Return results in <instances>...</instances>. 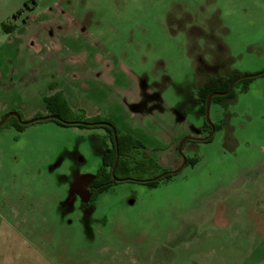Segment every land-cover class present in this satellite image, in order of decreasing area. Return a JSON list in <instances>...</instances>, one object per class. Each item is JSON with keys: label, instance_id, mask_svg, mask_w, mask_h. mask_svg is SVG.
<instances>
[{"label": "rangeland", "instance_id": "1", "mask_svg": "<svg viewBox=\"0 0 264 264\" xmlns=\"http://www.w3.org/2000/svg\"><path fill=\"white\" fill-rule=\"evenodd\" d=\"M262 70L264 0H0V119L45 113L55 82L167 170L202 125L194 77ZM210 120L213 141L182 149L195 166L116 184L93 211L103 129H0V264H264V77Z\"/></svg>", "mask_w": 264, "mask_h": 264}, {"label": "flooded vegetation", "instance_id": "2", "mask_svg": "<svg viewBox=\"0 0 264 264\" xmlns=\"http://www.w3.org/2000/svg\"><path fill=\"white\" fill-rule=\"evenodd\" d=\"M21 14H22V10L17 11L15 13V16H14L15 19L17 18V16H20ZM24 21H26V20H24ZM137 40H138L136 42L137 43V50L139 51V48H140V40L139 39H137ZM209 47H210V49L211 48H214L211 44L209 45ZM146 53H147V51H145V54ZM188 58H189V63H190V61L191 62H194L191 59V56H188ZM156 70H157V68L154 66L152 68V70H149V72H148L149 75L150 76H156V74H157V71ZM136 71H138V70H136ZM193 73L196 74L197 73V70L193 69ZM132 74L135 75L134 72ZM258 74H260V75H258ZM157 77H158V74H157ZM196 77H194V80L196 81V84H195V88H196V92H195V95H196L195 96L196 97L195 98V105L197 107L198 114L202 118V125L198 129H195V131H194L195 133L193 132V133H190V134H184V135H182L177 140L178 143H176V144H178V145L176 147V150H177V153L181 157V160H182L181 166L177 170L172 171V170H167V169H164L163 167H161L162 165L153 157V155H154L153 151H149L147 149L146 145L142 141H140L137 138L133 137L131 134L126 133V132H122L121 129H119L112 122L116 126V128L119 130V132H121L122 134L130 135L134 139L138 140L143 145V150H142L143 154H145L146 156H148L151 160L155 161L161 167V169H163L165 171V173L160 174L158 176H155V177L151 178L152 181H161V182L162 181H165L164 180V177L166 175H172V177H173L182 168L187 167V166H191V167L195 166L197 164L198 160L196 158H188V157L184 156L183 153H182V149H183L184 145L187 142H190V141L211 143L213 141V139H214L215 134L217 132L221 131L222 125L221 124H214L210 120V108H211V106H218L219 108H223L224 109L227 106H229L230 104H233L236 101V99H237V92L243 93V92L247 91L248 86L251 84V82L255 78L264 77V70L258 71V72H254V73L231 72V73H228V74L222 75V76H214V75H211V73H205V75L202 78H199L198 79V77L197 78ZM217 82H220L221 84H227L228 82L229 83L227 84L226 90H224V91H217ZM207 87H210V89H209L208 94L204 97L200 92H201V90H203V89H205ZM245 87H246V90L242 91V89L245 88ZM48 88H49V91H50L49 95H45L42 98V103H43V106H44L43 108H44L45 113H43L42 115H39V114L36 115L35 114L34 117L32 116L31 119H33V118H41V117H50V116L51 117H57V119H51V118H49V119H47L45 121H38V122L29 124V125H23L22 122L28 121L30 119L24 120L22 118V116H21V114H20L19 111L11 110L8 113H6L4 116H6L9 113H16L18 115L19 119L16 118V117H13V116L7 118L5 120V122L0 126V129H2V128H13L15 131L21 133L28 126L33 125V124H37V123L53 122L54 124L58 125L55 121L61 122L62 124H64V126H60V127H78L77 125L79 124V122H68V121H64L59 116L52 115V114L49 113V111H48V109L46 107V104L44 102V99L45 98H48V97H51L56 92H60L62 94L63 93L62 92L63 90L55 82L54 83L51 82L49 84ZM152 88L153 87H148L146 89L149 90V89H152ZM143 94H144L143 95L144 98H148L147 93H143ZM77 96H78V98H77ZM75 97L78 100L79 97H80V92H77V94L75 95ZM149 97L152 98L153 95L151 94V95H149ZM82 98H84V96H82ZM217 98H218V100H217ZM64 100H65L66 104L68 105V107L72 111H74V109L71 107V104L69 105V102L65 98H64ZM77 100L75 102V99H73V102L72 103L73 104H77ZM148 102L149 101H145L144 103H148ZM134 108H135L134 110H140V107L139 106H136ZM202 108H203V110H202ZM76 111L78 113H82L85 116V118H93L94 117V116L87 117L85 115V111L84 110H80L79 109V110H76ZM4 116H2V118L0 119V121L4 118ZM10 118H14L20 125L25 126V128L22 131H18L13 126L4 127V124ZM104 118L107 119L106 117H104ZM81 125L83 126V128H79L78 127L79 129L90 130V129H98V128H101V129L104 130V133L101 135L103 149H102L101 154H100V164H101V160H102L103 155H105L108 152V150H110L112 148V146H114V148H115V159H114L113 166H112V168L110 170V174H111L112 180H113V182L115 184H113L112 186H114L116 184H119V183H122V182H133V183H138V184H141V185H144V186L148 187L147 185L143 184L142 181H140V180H136V179H132V178L119 179V178H117L115 176V169H116V166H117L119 154H118V150H117V142H116V133H115V130H112V136H113V141H112L110 139V137H109L108 132L104 129V126H110L109 124L103 123V122H89V123L81 122ZM97 176H98V174L94 178H92L91 181H90V183H89V194H88V199H87V207L89 208V210H92L91 207H90V195H91L90 193H91V190L93 188L92 187V183L94 182V180H95V178ZM148 188H150V187H148ZM107 191H105V192H107ZM105 192H103V193H105ZM103 193H101V194H103ZM101 194H99V195H101ZM96 201H97V199H96Z\"/></svg>", "mask_w": 264, "mask_h": 264}, {"label": "trees", "instance_id": "3", "mask_svg": "<svg viewBox=\"0 0 264 264\" xmlns=\"http://www.w3.org/2000/svg\"><path fill=\"white\" fill-rule=\"evenodd\" d=\"M229 83V82H228ZM227 83V84H228ZM227 84L217 82V91H224ZM210 87L201 90V94L205 97L209 92ZM216 90V89H215ZM246 90V87L242 91ZM203 99V98H202ZM218 100V98H217ZM44 102L50 114L59 116L62 120L68 122H79V128H83L81 122H103L110 126H104L108 132L110 139L113 141L112 130L116 133V142L118 150V162L115 169V176L119 179L132 178L142 181L143 184L150 188H155L161 181H152L151 178L165 173L163 169L148 156L143 154V145L130 135L122 134L116 126L108 119L101 117L85 118L82 113L72 111L66 104L62 94L56 92L53 96L45 98ZM203 110V108H202ZM59 126H64L61 122L55 121ZM13 126L18 131H22L25 126L20 125L14 118H10L4 127ZM115 159V148L112 146L108 152L103 155L101 160V168L98 176L92 183L90 195V207L95 209V202L99 194L107 191L113 184L110 170ZM172 175H166L164 180H168Z\"/></svg>", "mask_w": 264, "mask_h": 264}, {"label": "water", "instance_id": "4", "mask_svg": "<svg viewBox=\"0 0 264 264\" xmlns=\"http://www.w3.org/2000/svg\"><path fill=\"white\" fill-rule=\"evenodd\" d=\"M258 75H260V74H258ZM11 116L16 117V118L19 119V117H18V115L16 113H9L6 116H4V118L0 121V126L5 122V120L7 118H9ZM49 118L57 119V117H51V116L50 117L33 118V119L28 120V121L22 122V124L23 125H29V124H32V123H35V122H38V121H45V120H47Z\"/></svg>", "mask_w": 264, "mask_h": 264}, {"label": "crops", "instance_id": "5", "mask_svg": "<svg viewBox=\"0 0 264 264\" xmlns=\"http://www.w3.org/2000/svg\"><path fill=\"white\" fill-rule=\"evenodd\" d=\"M75 102H76V99H75ZM9 108H12V107H9ZM13 109H15L14 107H13ZM13 109H11V110H13ZM9 110V109H8Z\"/></svg>", "mask_w": 264, "mask_h": 264}]
</instances>
